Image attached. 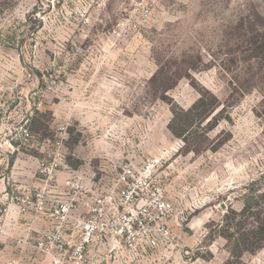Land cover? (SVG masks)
Wrapping results in <instances>:
<instances>
[{"label":"rangeland","instance_id":"rangeland-1","mask_svg":"<svg viewBox=\"0 0 264 264\" xmlns=\"http://www.w3.org/2000/svg\"><path fill=\"white\" fill-rule=\"evenodd\" d=\"M126 161L156 163L168 233L90 264H264V0H0V192Z\"/></svg>","mask_w":264,"mask_h":264},{"label":"built area","instance_id":"built-area-1","mask_svg":"<svg viewBox=\"0 0 264 264\" xmlns=\"http://www.w3.org/2000/svg\"><path fill=\"white\" fill-rule=\"evenodd\" d=\"M57 167L46 171L42 187L6 192L3 198L0 236L7 229L4 216H32L25 243L36 249L40 264H90L101 251L123 247L146 251L157 246L154 234L168 233L171 204L155 181L156 163L122 162L108 181L90 164L60 180ZM36 222L41 227H34Z\"/></svg>","mask_w":264,"mask_h":264},{"label":"crops","instance_id":"crops-1","mask_svg":"<svg viewBox=\"0 0 264 264\" xmlns=\"http://www.w3.org/2000/svg\"><path fill=\"white\" fill-rule=\"evenodd\" d=\"M3 198H4L3 192H0V203L1 202L3 203ZM4 219L6 221V227L8 230H9L10 226H13L15 228L16 238H17L18 243H24L25 244V239H26V235H27V231H28V228L26 226L28 225V227H29L30 224L26 223L25 225H22V223L27 220V216L26 215L25 216L20 215V214L18 215L15 212V214H13V215H8L7 217L4 216ZM37 225H38L37 222L33 224L34 227ZM41 225H42V223H41ZM23 228H26V230L24 231ZM18 247H20V244H18Z\"/></svg>","mask_w":264,"mask_h":264},{"label":"trees","instance_id":"trees-1","mask_svg":"<svg viewBox=\"0 0 264 264\" xmlns=\"http://www.w3.org/2000/svg\"><path fill=\"white\" fill-rule=\"evenodd\" d=\"M250 208V204L247 203V205L245 206V211L242 214H245V212ZM263 229V225H259V227H253L252 229L248 230L247 232H245L244 236H245V240H248L250 238H254L256 235H259V233L262 232ZM245 251H248L247 248H245Z\"/></svg>","mask_w":264,"mask_h":264}]
</instances>
